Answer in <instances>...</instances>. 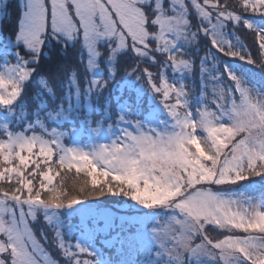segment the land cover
Segmentation results:
<instances>
[{
  "label": "snow or ice",
  "instance_id": "6c2138e0",
  "mask_svg": "<svg viewBox=\"0 0 264 264\" xmlns=\"http://www.w3.org/2000/svg\"><path fill=\"white\" fill-rule=\"evenodd\" d=\"M4 17L0 264H264V0Z\"/></svg>",
  "mask_w": 264,
  "mask_h": 264
},
{
  "label": "trees",
  "instance_id": "16d2710c",
  "mask_svg": "<svg viewBox=\"0 0 264 264\" xmlns=\"http://www.w3.org/2000/svg\"><path fill=\"white\" fill-rule=\"evenodd\" d=\"M5 2L6 3H10V4H12L14 6L15 3L17 2V0H5ZM227 2L230 3V4H235L237 2V0H227ZM10 11H11V9H10ZM9 21H10V17L0 18V28H6L8 23H9ZM4 34H6V33H4ZM250 39H251V37H249V40H246L245 42L248 43L250 41ZM69 51L71 53V49ZM201 55H203V53H201ZM258 55H259L258 52L253 50L254 58L258 57ZM57 59H60V58L57 57ZM60 62L63 63L64 61L61 60ZM144 66H148V65H144ZM74 67H75V64H71L70 65V69L74 68ZM150 69L151 70H155L154 73L158 71V67L157 66L150 67ZM5 186H7V185H5ZM115 200H112L111 202L115 203Z\"/></svg>",
  "mask_w": 264,
  "mask_h": 264
},
{
  "label": "rangeland",
  "instance_id": "374dc122",
  "mask_svg": "<svg viewBox=\"0 0 264 264\" xmlns=\"http://www.w3.org/2000/svg\"><path fill=\"white\" fill-rule=\"evenodd\" d=\"M162 59V58H161ZM142 67H145L144 65H142ZM150 71L154 72L155 70H151L149 69ZM83 79V77L81 76V80ZM198 83V82H197ZM68 184L71 185L72 183V180L74 179V171L73 173H70L68 175ZM116 198H112V200H115ZM74 223L75 222H78L77 220H74L73 221ZM43 223L42 221V217H41V224ZM214 235V233H212ZM48 236H49V241H51L52 239V233L50 231H48ZM46 247L48 248V250L50 251V253L52 254V256L54 258H59V251L54 247V245L50 242L49 244L46 245ZM61 264H63V261H61Z\"/></svg>",
  "mask_w": 264,
  "mask_h": 264
}]
</instances>
